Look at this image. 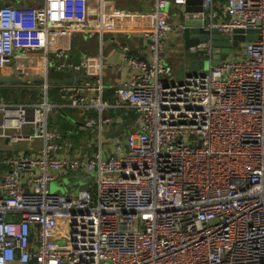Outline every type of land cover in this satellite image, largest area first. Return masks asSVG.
<instances>
[{
	"label": "built area",
	"instance_id": "built-area-1",
	"mask_svg": "<svg viewBox=\"0 0 264 264\" xmlns=\"http://www.w3.org/2000/svg\"><path fill=\"white\" fill-rule=\"evenodd\" d=\"M37 1L0 0V70L15 64L25 72L37 61L47 80L50 65L98 70L66 59L59 39L85 31L103 38L109 26L139 30L146 59L125 56L133 70L116 89V106L136 118L114 148L103 142L114 119L103 116L110 104L102 79L62 84L67 106L97 111L82 123L99 133L92 155L72 154L73 142L50 127L49 96L0 101V137L41 140L35 154L6 157L0 174V264H264V0L219 8L203 0L201 19H192L202 28L230 36L256 28V38L182 81L166 60V38L193 25L187 0H156L154 21L132 24L110 22V0ZM172 2L183 13L170 12ZM188 49L213 59L212 39ZM69 171L94 176L95 186L53 191Z\"/></svg>",
	"mask_w": 264,
	"mask_h": 264
},
{
	"label": "crops",
	"instance_id": "crops-1",
	"mask_svg": "<svg viewBox=\"0 0 264 264\" xmlns=\"http://www.w3.org/2000/svg\"><path fill=\"white\" fill-rule=\"evenodd\" d=\"M226 1L227 0H215L216 8L223 6ZM37 2V0H25V4H34ZM110 2L112 5L106 6V13L108 14L110 22H114L116 24L120 22L132 24L138 20V22L142 23H151L155 19L156 0H110ZM194 6L197 7V4H194ZM168 9L172 13L177 14L181 11L183 13V8L173 2L169 4ZM90 17L91 19H95L96 15L91 14ZM84 33L85 32L61 37L59 39V45L66 48V59L69 61L78 64L87 59L99 66L98 70H82H84L86 75L91 76L92 79H102L104 84L103 99L107 104H110L108 109L115 110L114 120L111 122L112 124L110 126L108 125L107 132L112 133L115 131L118 123L124 122L127 123L125 128L129 130L132 128L131 125L136 118L135 111L132 108L125 106L123 103H121L120 106H116L118 103L116 98V89L128 80L130 73L133 70L126 62V54L138 56L135 52L129 53L131 48L128 41L130 40L134 49H137L139 53L144 54V45L140 37L139 30L128 33L123 26H109L104 30L103 38L100 33L94 35H85ZM124 45L129 46V50L127 52H124L121 48V46ZM186 48L182 32L172 31L166 38V60L168 63L172 64L173 75L176 79L179 70L184 71V77L193 75L190 65L191 58H188L189 55L185 50ZM39 57L40 55L38 58ZM52 66L55 67L54 65ZM15 67V64H9L1 69L0 73L15 75L22 79H28L32 77H40V74H42L45 69L44 66L37 61L29 63V70H26L25 72L20 71L19 73H16ZM56 70L59 71L58 69ZM80 71L81 70L78 71L73 69L71 70L70 75H77ZM48 74L49 78H64L67 76L66 74H62L60 72L50 71V69L48 70ZM5 86L12 88L16 87L22 90V88L17 85ZM61 87L62 85H51L48 87L49 100L56 105L50 115V122L53 123L52 128L62 131L66 134L67 138L73 142L74 150L72 151V154H80L82 156L92 155L98 150L94 145L96 141L93 139H90L87 142L84 141V135L82 136V133L86 128L91 127H82V123L86 116L97 117V111L90 109L83 111L80 108L67 106L61 98ZM1 121L2 119L0 116V123ZM69 121L72 123L67 125L68 128H64V125H66ZM91 129L94 130L93 128ZM30 130L31 128L29 126L25 127V131L28 132ZM106 138L107 140L115 143L117 136H107ZM88 143H90V146H88ZM40 146L41 140L11 142L6 138L0 137V174L5 169L9 168L8 163L5 162L6 157L31 153L35 154ZM105 146L111 147V144H107ZM69 173L72 172L69 171Z\"/></svg>",
	"mask_w": 264,
	"mask_h": 264
},
{
	"label": "water",
	"instance_id": "water-1",
	"mask_svg": "<svg viewBox=\"0 0 264 264\" xmlns=\"http://www.w3.org/2000/svg\"><path fill=\"white\" fill-rule=\"evenodd\" d=\"M202 3L203 0H187L184 5L185 17L201 19L203 14ZM194 4H197V7H195ZM192 12H196V13H192ZM186 22L193 24L191 26L185 27L182 31V35L185 39V45L187 48L198 43L201 40L206 41L212 39L214 45V55L211 62L204 61V63L207 64L206 68H208L211 64L218 65L220 61L226 59L232 53L233 49L235 47H238L242 41L252 40L256 38V34L254 33L257 31L256 28H248V29L236 28L234 34L230 36L229 34L220 33L216 28L211 30L202 28L200 26L202 24L201 20L190 19V20H186ZM84 34L88 35V32L85 31ZM128 44L131 48L129 50V53L135 52L140 58L146 59V56L144 54L139 53L137 49L133 48V45L130 42V40L128 41ZM201 53H204V51H202ZM190 65L192 69H196L197 67L202 68L203 63L202 60L199 61L193 59L190 62ZM62 72L67 76L64 78H48V80L46 77H36L30 79V83H27L22 78H19L15 75L0 73V86L17 85L22 88L23 92L36 94L40 96L42 99H48V95H47L48 89L47 88H46L47 90L42 89V87L45 86L46 82L48 86H51V85L73 84V83H77L81 79H91V76L86 75L84 73V70H81L77 75H70L71 70L69 69H63ZM183 78H184V71L179 70L177 73V80L182 81ZM126 126H127L126 122L118 123L116 125L115 131H113L112 133L105 132L104 134L105 136L116 137L118 136V134L122 132V130ZM59 180L61 181V183H59L61 186H64V184H68L67 189L71 190L78 187V185L88 183L89 175L85 172H79L69 177L60 178Z\"/></svg>",
	"mask_w": 264,
	"mask_h": 264
},
{
	"label": "rangeland",
	"instance_id": "rangeland-1",
	"mask_svg": "<svg viewBox=\"0 0 264 264\" xmlns=\"http://www.w3.org/2000/svg\"><path fill=\"white\" fill-rule=\"evenodd\" d=\"M240 49H241L240 47L239 48L238 47L234 48L233 49V52H234L233 54H239ZM185 50L187 51V53L189 55L188 58L189 57L191 58L190 59L191 61L193 59H196V60H199V61L202 60V63H203L202 68L197 67L196 69H192V71H191L192 74H200V73L204 72V70L207 69L206 68L207 64L204 63V61H206V54L205 53H201V52L200 53H191L188 48H186ZM49 69H50V71L60 72V73L64 74L62 71H57L52 65L49 66ZM42 74H45L44 70H43ZM42 74H40V75H42ZM162 76L165 77V78H168V76H165V75H162ZM21 95L23 96L24 94H21ZM39 99L42 100V98L40 96H39ZM114 111L115 110L105 108L104 111H103V116L106 117L107 115H110V116H112L114 118V116H115ZM67 123L71 124L72 122L69 121ZM111 124L112 123H106L105 124V129H107L108 125L110 126ZM50 127L51 128L53 127V123L52 122L50 124ZM83 135H84V141L85 142H87L90 139H93L94 141H96L94 143V145L96 146V149H98L99 133L95 129L92 130L91 128H86L85 131H83V133H82V136ZM118 137L121 139V141H123V138H124L123 133L122 134L121 133L118 134ZM103 142H104V146L107 145V144H111L112 148H114V146H115L113 141L107 140L106 138L103 139ZM94 182H95V177L94 176L89 177V180H88L89 187L93 188L95 186ZM67 185L68 184H65L64 186H61L58 182H52L51 183V189L53 191H56V190L65 191V189H67Z\"/></svg>",
	"mask_w": 264,
	"mask_h": 264
},
{
	"label": "trees",
	"instance_id": "trees-1",
	"mask_svg": "<svg viewBox=\"0 0 264 264\" xmlns=\"http://www.w3.org/2000/svg\"><path fill=\"white\" fill-rule=\"evenodd\" d=\"M56 69V67H54ZM62 71V70H61ZM21 94H24L23 96ZM40 101L39 96L36 94L23 92L20 88L12 87H0V101ZM68 123L64 125V128H68ZM66 135V134H64Z\"/></svg>",
	"mask_w": 264,
	"mask_h": 264
}]
</instances>
